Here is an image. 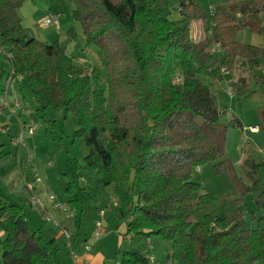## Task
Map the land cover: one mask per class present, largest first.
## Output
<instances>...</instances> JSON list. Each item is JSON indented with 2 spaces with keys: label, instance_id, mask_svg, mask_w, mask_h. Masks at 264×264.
Returning <instances> with one entry per match:
<instances>
[{
  "label": "trees",
  "instance_id": "1",
  "mask_svg": "<svg viewBox=\"0 0 264 264\" xmlns=\"http://www.w3.org/2000/svg\"><path fill=\"white\" fill-rule=\"evenodd\" d=\"M68 1L85 45L97 47V64L67 65L58 41L30 35L19 15L24 0H0V45L9 67L27 79L41 113L71 114L86 168L119 200L124 237L163 240L166 260L174 264H264V160L244 157L248 184L237 177L225 142L228 127L241 121L232 115L220 124L223 112L203 80L219 78L222 68L237 69L233 90L250 93L253 79L264 97V47L237 39L241 29L260 31L264 0H218L211 12L197 0H177L173 9L167 0ZM197 21L207 24L201 38L191 32ZM213 42L221 55L210 52ZM7 73L1 70L0 83ZM257 116L264 128V103ZM206 163L227 173L234 187L222 215L204 211L214 197L193 179ZM69 187L67 202L79 213L80 197ZM249 191L261 211L251 228L241 209ZM0 232L2 264L54 258L56 228H30L23 205L1 193ZM120 253V264L149 262L141 249Z\"/></svg>",
  "mask_w": 264,
  "mask_h": 264
},
{
  "label": "rangeland",
  "instance_id": "2",
  "mask_svg": "<svg viewBox=\"0 0 264 264\" xmlns=\"http://www.w3.org/2000/svg\"><path fill=\"white\" fill-rule=\"evenodd\" d=\"M28 1L35 4L37 11L28 17L24 15H20V17L22 24L28 29L30 35L40 41L50 44L58 41L64 47V62L67 65L79 63L82 61V58L87 59L90 65L97 64V47L94 45H85L81 26L72 17L73 4L71 2L68 0ZM197 1L204 10H208L209 4L213 6L218 4V0ZM167 2L171 9L177 6V0H167ZM47 13L58 14L60 20L58 28L52 26L45 27L41 24L42 18ZM174 17H176V15H174ZM196 27L197 24H193L192 28L196 29ZM70 28H72V32L69 33ZM193 29L192 33L194 35ZM237 39L242 42L264 47V11L261 13L260 31L254 32L249 29H241L237 33ZM83 63L86 64V62ZM1 70L6 72L9 70V61L2 53L0 54V72ZM237 72V69H225L222 71V77L219 79L215 80L213 78L203 77V80L213 89L217 100V106L219 110L223 112L220 117V124L226 125L232 117V112L240 117L243 122V128L241 129L228 127L225 150L234 166L237 177L248 184V178L245 176V172L240 164V159L242 156H245L252 157L255 161L264 160V128L260 125L257 116V107L264 103V97L257 92L253 79H250L249 82L250 93L241 95L233 91V96H229L226 93V89L227 87L234 89V79L237 76ZM20 83L22 86L21 92L24 96L23 99L22 95H20V99L30 112V116H26V119L34 120L36 124L35 135L37 134L38 137L42 139L40 143L46 146L47 149V157L40 158V160H43V163L46 164L45 159H50L48 161L50 163L48 168L49 171L52 172V175H45V173L41 171L40 175H42L43 183L50 186L54 194L60 196L61 199L67 196L68 193L66 188L68 185L72 190L80 189L79 184H81V180L84 178L90 182L89 186L93 188V190L97 187L101 189L102 184L99 185L97 182L99 176L86 168L84 160L86 149L83 141L73 136L76 125L71 114H67L64 117L62 113L55 112L50 108L46 109L45 113H41L40 109H38L39 104L32 95L27 79L22 77ZM1 84L3 83L1 82ZM252 127L256 128V130L252 129ZM13 130L15 131V127H13ZM249 131H256L257 133L251 134ZM1 141L3 143L1 142L0 148H3V150L0 151V191H7L3 181L7 182V176L13 174V172L16 173L14 160L15 151L11 149L7 141L3 139H1ZM38 168L41 169V166L39 165ZM44 172H47V170H44ZM18 177L17 173L14 174L15 179H18ZM193 179L200 181L202 190L210 192L214 197V200L205 206L204 211L213 215H222L221 204L223 199L230 200L234 196V187L230 176L227 173H215L212 164L206 163L194 169ZM82 197L86 208L84 214L80 215L81 224L79 233L83 234V236L91 237L92 234L89 229L95 207L98 204L103 205L104 203L101 202V196H98L99 199L95 200L92 196L93 201H90L83 193ZM256 199V193L249 191L245 194L244 201L241 203L245 227L247 228L254 227L256 225V216L261 214V211L257 210ZM47 213L46 215L54 217L52 210L48 209ZM253 216H255V218ZM42 217H44V215H42ZM56 218L58 219V215H56ZM39 223L42 224L43 228H47L49 225L51 226L50 223H52V221L41 220ZM145 240V238L139 236L138 240L135 239L132 240V242L133 244H135L136 241L140 242L143 246ZM125 246L126 244L124 247ZM140 248L141 246L136 247L135 250Z\"/></svg>",
  "mask_w": 264,
  "mask_h": 264
},
{
  "label": "crops",
  "instance_id": "3",
  "mask_svg": "<svg viewBox=\"0 0 264 264\" xmlns=\"http://www.w3.org/2000/svg\"><path fill=\"white\" fill-rule=\"evenodd\" d=\"M213 7L214 6L212 4H209L208 10L210 11V8ZM36 11L37 10L35 4L28 0H25L19 9V15L28 17ZM193 24H197L196 29L192 28ZM206 27L207 24L201 21L193 22L191 25V32L193 29L194 35H196L195 37L201 38L205 34L204 30ZM81 60L82 61L78 64H83V62L88 63L87 59L82 58ZM220 77H222V72ZM6 79L7 75L1 81L3 84L0 83L2 92L6 91L7 99L12 106L16 99L20 101L21 106L18 108H14V113H12L8 108H5L2 112H0V144L2 142L1 139H3L7 141L11 149L15 151L14 160L16 173L19 177L18 179H15L14 174L16 173L14 172L13 174L7 176L8 181H3L4 185L6 186L5 189H7V191H0V193L4 195L9 202L23 205L26 211V222L30 228L40 227L44 230L49 228H56L57 232L55 241L57 248H54L53 251L54 258L47 264H120V251L132 252L131 250L134 251L136 247L140 246V249L143 252L147 253L149 255V258L152 257V259H149V262L147 264H174L173 262L166 260L167 253L169 251L166 243L163 240L158 238H148L145 240L142 246L140 242L136 241L135 244H133L132 242V240H138L139 236H133L131 238L124 237L123 234L125 231V226L118 212L120 203L117 196L114 194L113 187L111 185L103 186L102 184L101 189H98L97 187L95 190H93V188L89 186V181H87L85 178L81 180V184H79L80 189H75V192H77L80 197L82 209L81 212L75 213L72 210L70 204L67 202V199L69 197L68 194L65 198L61 199L60 196L54 194L50 186L43 183L42 175H40L41 171H43L45 175H52V172H50L48 168V166H50V163L48 162L50 159H45L46 164L43 163V160H40V158L42 159L43 157H47L46 146H43L40 143V140L42 139H40L37 134L35 135V131L32 134L26 131L27 127L31 123V120L26 119V116H30V112L25 106L24 102H22V100L20 99V95H22V98L24 99V96L21 92L22 86L20 83L22 76L18 79H14L10 84H7ZM231 114L235 115L234 112H232ZM238 119L241 121V127L237 128L241 129L243 128V122L240 117H238ZM20 125L24 126V130L22 133ZM13 127H15V131L13 130ZM249 132L251 134L257 133L256 131ZM21 136L22 144L19 146L16 140ZM1 150H3V148H0V151ZM26 156L32 157V160L27 164ZM244 157L245 156H242V158L240 159L242 168ZM18 161H20V163L22 164V172H20L17 168ZM39 165L41 166V169L38 168ZM34 168L37 169L39 180H36L33 171ZM44 170H47V172H44ZM25 182L31 184L32 191L35 193L39 201L44 205L45 210H52V212L54 213V217L60 227H54L53 223H50L51 226L49 225V227L43 228L42 224L39 223L41 220L46 221V219L42 217L43 212L40 209H34L29 204H27L26 199L28 192L26 191ZM98 183L99 185H101L100 182ZM82 193L86 195L87 198L90 199V201H93L92 196L94 197V200L99 199L98 196H101V202L104 203L103 205H96L94 215L91 218L89 229V231H91V234L93 235L92 232L94 231V222L99 218L98 211L100 209H104L102 223L106 231L99 237L100 239L98 238L95 240L92 238V236H83V234L79 233V227L81 224L80 215L84 214V210L86 208V206L84 205ZM50 194L56 196V198L61 201L63 205L62 208L57 209L53 207L52 201L49 199ZM56 215H58V219L56 218ZM61 228H65L69 231L71 235L70 244H67L66 240L62 237ZM1 235L2 232H0V236ZM127 241H129L130 243ZM125 244L126 246L124 247ZM87 245H90L89 250L86 249Z\"/></svg>",
  "mask_w": 264,
  "mask_h": 264
},
{
  "label": "built area",
  "instance_id": "4",
  "mask_svg": "<svg viewBox=\"0 0 264 264\" xmlns=\"http://www.w3.org/2000/svg\"><path fill=\"white\" fill-rule=\"evenodd\" d=\"M212 11V9L210 8V12ZM41 24L43 26H52V27H55V28H58L59 27V24H60V20H59V16L58 14L56 13H47L43 18H42V21H41ZM210 52L216 56H219L221 55L222 53V48L220 46L219 43L217 42H213L211 43L210 45ZM4 54L5 57L9 60V54L6 53L1 45H0V54ZM222 71L224 70V68L221 69ZM21 76L16 74L14 72V70L12 69V67H9V70H8V73H7V79H6V82L7 84H10L14 79H18L20 78ZM178 79V78H176ZM233 88L231 87H227L226 89V93L229 95V96H233ZM21 104H20V101L18 99H16L13 103V106L9 103L8 99H7V96H6V91H3L1 94H0V112H2L5 108H8L12 113H14V108H18L20 107ZM30 125L27 127L26 131L29 132L30 134H32L34 131H35V128H36V124L34 123L33 120L30 121ZM21 126V133L23 132L24 130V126L23 125H20ZM252 129L256 130V128L252 127ZM16 142L19 144V146L22 144V136L19 137ZM32 160V157L31 156H26V164ZM21 163L20 161L17 162V168L20 172H22V169H21ZM34 171V174H35V177H36V180H39V177L37 175V169L34 168L33 169ZM25 187H26V191L28 192V195H27V199H26V202L27 204H29L32 208L34 209H40L42 212H43V215L45 217L46 220H50L52 221L53 225L54 226H57V227H60L58 222L54 219L55 217H51V216H48L46 214L47 213V210H45L44 208V205L39 201V199L37 198V196L35 195V193L32 191V186L30 183H27L25 182ZM49 199L52 201V204H53V207L54 208H57V209H60L62 208V203L61 201H59L56 196L50 194L49 195ZM98 214H99V218L94 222V231H93V235H92V238L93 239H98L105 231V227L103 226V223H102V217L104 215V209H100L98 211ZM61 234L63 235L64 239L66 240L67 244H70V233L67 229L65 228H61ZM86 249L89 250L90 249V245H87L86 246ZM149 259H152V257H150ZM119 264V263H118Z\"/></svg>",
  "mask_w": 264,
  "mask_h": 264
}]
</instances>
